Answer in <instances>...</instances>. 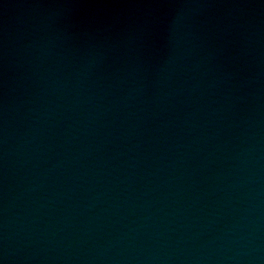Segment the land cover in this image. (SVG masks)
<instances>
[{
    "label": "water",
    "instance_id": "water-1",
    "mask_svg": "<svg viewBox=\"0 0 264 264\" xmlns=\"http://www.w3.org/2000/svg\"><path fill=\"white\" fill-rule=\"evenodd\" d=\"M0 264H264V0H0Z\"/></svg>",
    "mask_w": 264,
    "mask_h": 264
}]
</instances>
